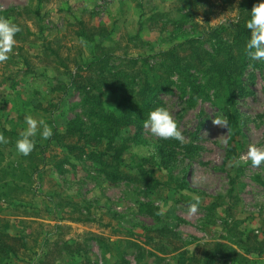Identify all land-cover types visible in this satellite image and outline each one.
I'll return each mask as SVG.
<instances>
[{
    "label": "rangeland",
    "instance_id": "1",
    "mask_svg": "<svg viewBox=\"0 0 264 264\" xmlns=\"http://www.w3.org/2000/svg\"><path fill=\"white\" fill-rule=\"evenodd\" d=\"M204 1L193 19L174 30L179 14L188 11L182 9L185 0H0V16L21 29L9 59L0 63V128L20 132L26 114L45 119L52 129L76 117L89 127L81 88L63 93L68 71L99 73L88 69L97 49L81 35H90V27L109 31L103 44L112 53L105 69L141 57L152 77L159 62L155 53L185 34L202 36L209 47L205 23L234 18L238 0ZM165 21L167 28L158 31ZM171 79L170 92L158 98L184 137L170 146L175 158L161 161L160 139L144 128V120L115 135L122 148L120 178H106L92 162L66 160L54 143L43 147L46 164L34 182L17 180L25 187L16 189L22 200H0V230L23 236L27 245L0 264H112L120 257L130 264H185L203 254L209 242L233 247L250 264H264V164L252 167L242 160L249 146L264 148V62L248 60L243 91L233 101L234 128L218 108L225 101H216L212 90L190 105L178 88V76ZM101 96L105 109L118 111L119 94L102 89ZM220 115L227 117L228 128L213 123ZM3 136L8 142L0 143V178L15 177L11 164L20 161L16 139ZM45 141L38 135L32 152L40 155ZM189 143L197 149L185 154L180 147ZM141 172L157 181L154 188L152 181L142 183ZM196 197L198 210L190 216L188 206Z\"/></svg>",
    "mask_w": 264,
    "mask_h": 264
},
{
    "label": "trees",
    "instance_id": "2",
    "mask_svg": "<svg viewBox=\"0 0 264 264\" xmlns=\"http://www.w3.org/2000/svg\"><path fill=\"white\" fill-rule=\"evenodd\" d=\"M258 2L259 0H238L234 18L230 22L216 25L206 22L205 35L211 42L209 47L205 45L202 36L185 34L179 41L155 53L159 62L157 72L152 77L142 62L145 59L141 57H129L126 63L106 70V62L112 52L103 42L110 32L102 27H90L92 30L90 35L84 33L81 36L87 43L93 42L97 49V54L88 63V69L99 73L90 77L88 74L84 76L76 71H68L69 82L65 83L63 91L66 93L72 86L81 88L82 103L86 109L89 127H85V122L80 117L68 121L64 127L54 124L53 135L39 148L40 155L38 151L31 152L28 156L19 154L20 161L11 164L12 172L16 176L1 175L0 200L3 199L8 204L22 200L21 197H17L16 189L24 191L25 187L20 186L17 180L30 185L35 174L46 164L41 149L51 143L64 150L66 160L71 157L92 162L106 178H120L122 148L114 141L116 133L122 128L134 126L145 120L148 112L155 107H164L158 95L170 92L173 75L178 76L180 82L178 88L186 94V102L190 105L198 98L208 97V91L212 90L216 101H225L218 108L225 116L231 118L230 128L236 127L238 113L233 101L235 96L243 91L241 76L249 60L245 53V44L250 37L246 22L250 18L252 7ZM204 5V0H185L182 9L188 11L179 14L180 19H177L174 30L185 20L193 19L192 13ZM167 24L168 21L160 23L157 30L163 32ZM140 29L141 25L138 30ZM198 77H200L199 82H197ZM80 81L86 84L78 83ZM102 89L120 95L117 112L105 109L101 96ZM0 131L2 135L8 134L15 139L20 133L4 127L0 128ZM176 142L174 139H160L157 152L162 162H170L175 158L170 146H174ZM103 143L104 149L99 150V145ZM36 144L35 142V148L38 147ZM180 149L185 154H190L197 148L189 143L184 147L181 146ZM23 160L25 165L22 163ZM1 163L0 157V171L3 169ZM141 173L142 183L147 185L152 181L154 185H151V188H154L157 181L149 174ZM133 244L138 246L137 243ZM203 247L206 249L203 254L192 255L185 264H250L247 256L223 242H209ZM23 249H27L23 236L11 235L0 230V260L11 259ZM249 251L246 250V253L248 254ZM257 251L261 252V249L253 250V252ZM148 255L159 258L152 251H148ZM112 264H130V262L120 257Z\"/></svg>",
    "mask_w": 264,
    "mask_h": 264
},
{
    "label": "clouds",
    "instance_id": "3",
    "mask_svg": "<svg viewBox=\"0 0 264 264\" xmlns=\"http://www.w3.org/2000/svg\"><path fill=\"white\" fill-rule=\"evenodd\" d=\"M238 19V18H237ZM250 30V37L245 44V53L250 60L264 62V0H259L251 11L250 18L246 22ZM20 27L10 19L0 16V63L9 59V53L15 46V35ZM215 125L228 128V119L223 115L214 118ZM24 128L20 131L15 141L17 153L28 156L35 148V138L39 135L47 140L53 135V129L43 118L34 117L31 114L24 116ZM149 133L159 139H174L181 143L184 137L179 131L176 121L170 111L158 106L148 112L143 124ZM7 138L0 134V143H7ZM245 162L250 161L252 167H260L264 164V148L255 145L249 146L246 154L242 157ZM239 164L240 161H236ZM199 197L188 206V214L191 216L198 210Z\"/></svg>",
    "mask_w": 264,
    "mask_h": 264
}]
</instances>
